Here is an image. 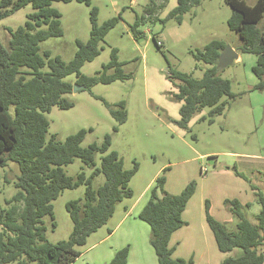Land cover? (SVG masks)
Wrapping results in <instances>:
<instances>
[{
  "label": "trees",
  "instance_id": "obj_1",
  "mask_svg": "<svg viewBox=\"0 0 264 264\" xmlns=\"http://www.w3.org/2000/svg\"><path fill=\"white\" fill-rule=\"evenodd\" d=\"M75 1L90 7V0H0V20L8 17L26 5L34 10L27 15L23 26L15 30L8 29L7 46L0 43V168L8 162L16 163L19 176L14 187L18 190L8 201L5 209H0V264H72L80 252L76 247L86 244L87 238L103 227L113 216L116 205L132 197L129 182L138 171L137 163L129 170L123 169V161L114 151L109 152L110 136L106 135L100 145L90 144L86 148L81 143L90 130H79L69 135L62 143L54 137L46 141L49 123L45 113L56 106L69 109L72 104L63 96L70 93L72 85L64 79L75 75V85L89 89L97 83L110 84L123 81L129 76L121 69L117 50L112 49L109 61L101 71L88 77L80 73L87 62L93 61L100 53V43L108 32L115 27L118 17L111 18L101 25L97 24V9H90V33L86 42L76 41L77 50L73 58L63 62L59 57H51L49 51L39 54V44L52 37H61L60 14L51 8L53 2L69 3ZM230 7L231 15L227 27L238 35L240 54H253L256 64L252 72L258 83L254 90L264 89V29H259L264 13V0H256L248 5L245 0H224ZM201 0H177V5L165 18H151L153 9H147L143 16L136 17L130 26L136 40L144 34L140 25L160 23L170 19L181 24L183 15L199 6ZM45 27V29H42ZM160 47L161 44L157 43ZM227 45L212 40L201 50L192 51L193 59L209 67L203 71L200 79L177 71H170L168 78L177 82V93L173 100L180 103L179 120L176 122L186 129L191 117L203 108H210L209 122L221 115L227 102L223 98L233 99L231 84L218 76L217 59ZM44 67L48 71L43 72ZM109 70L113 73L107 75ZM97 98V97H96ZM100 99L107 108L116 126L126 121L124 102H119L117 110ZM12 109V111H11ZM204 119V118H202ZM101 154L100 167L92 170L86 177L80 172L76 179L68 177L63 167L79 159L83 165L94 167V155ZM165 170V169H164ZM235 176L247 181V177L235 167ZM102 175L104 183L93 189L92 180ZM166 178L158 176L149 190V199L138 213L137 218L150 229L149 244L155 254L157 264H192V259L173 258V249L169 247L172 234L183 227L181 215L196 188L194 181L189 182L178 195H170L165 189ZM85 186L83 200L69 201L65 209L72 222V230L66 241L51 244L46 240L45 216H53L52 202L63 190ZM254 190L260 211L255 215V224H251L243 213L250 204L242 205L236 199H226L223 204L237 220L234 230H228L224 223L215 220L209 213V203L205 202V221L212 232L216 247L222 254L233 249L241 250V255L225 257L220 264H263L264 261V194ZM52 227L55 223L52 222ZM128 248L117 251L107 264H126Z\"/></svg>",
  "mask_w": 264,
  "mask_h": 264
},
{
  "label": "rangeland",
  "instance_id": "obj_2",
  "mask_svg": "<svg viewBox=\"0 0 264 264\" xmlns=\"http://www.w3.org/2000/svg\"><path fill=\"white\" fill-rule=\"evenodd\" d=\"M90 1V7L75 1L51 4V8L60 14L63 33L61 37H52L41 42L39 54L49 51L52 58L57 56L68 63L77 50L76 41L84 43L89 38L90 9L95 7L98 25L111 18H119L115 27L100 43L99 55L93 61L85 63L80 73L88 77L94 76L109 61L111 50L116 49L118 61L123 63L121 69L129 78L110 84L97 83L89 89H78L76 86L78 90H74L75 75L67 76L64 81L72 85V90L63 98L72 107L64 110L54 106L50 112L45 113L49 123L46 141L54 137L56 142L62 143L67 136L79 130H90L86 132L81 143V147L86 148L90 144L100 145L104 137L109 135V152L118 154L123 161V169L129 170L134 162L137 163L138 171L129 182V188L135 191L133 198L139 196L156 174L157 177L164 175L168 185L177 189L176 192L194 181L196 188L190 202L191 212L188 210L189 216L192 215L194 220L203 209L204 202L208 201L210 215L224 223L228 230H234L237 220L223 202L226 199L239 198L243 203H250V207L244 208L243 213L251 224H255V215L260 211V205L256 202L250 186L258 187L263 194L264 189L259 186L258 175L255 181L246 176L248 183L237 179L232 168L246 173L251 165L247 157L264 160V89L254 90L258 83L252 72V67L256 64L255 55L236 51L241 46V41L227 27V20L231 15L230 7L224 0H201L199 6L183 15L181 24L170 19L163 26L159 22L140 25L139 30L144 35L136 40L130 28L136 17L146 13L149 15L147 9L150 7L153 9L151 18L163 19L177 5V0ZM255 1L245 0L248 5ZM33 12L32 7L26 5L0 20V43L4 47L9 39L8 29L15 30L23 26L27 15ZM257 27L264 29V13ZM212 40L224 42L239 55L238 61L218 72V76L230 82L234 98L222 99L227 102L226 107L211 123L210 108H203L191 117L184 129L176 123L180 118V103L172 98L177 93L178 83L169 79L168 75L170 71H177L200 79L209 66L196 62L191 52L201 50ZM158 42L160 47L157 46ZM42 71L46 72L48 68L44 67ZM112 73L113 70H109L107 75ZM96 97L103 99L116 110V105L124 102L127 119L118 126L116 132L112 130L116 126L115 120L103 102ZM102 156L94 155V167L89 168L79 159H74L63 170L73 179L81 171L88 177L93 169L100 167ZM18 176L16 163L8 162L5 167L0 168V209L7 208L5 202L18 191L14 187ZM104 180L102 175L95 177L92 188L97 189ZM84 192V185L76 189H66L52 202L54 219L48 216L42 219L49 243L55 244L68 239L72 222L65 205L69 201L83 200ZM237 193L241 195L235 197L234 194ZM118 213L119 210L111 220L87 238L84 246L76 247L77 250L84 251L106 234L107 229L114 225ZM52 222L55 223L54 228ZM195 229L198 238L177 247L176 256L187 258L188 247L191 245L196 252L204 245H215L212 235L207 239L197 227ZM206 229L209 233L208 228ZM112 241L109 240L101 247ZM213 247L216 249V246ZM241 253L240 249L235 248L228 254L219 252V256L236 258ZM86 261L87 256L72 264H87Z\"/></svg>",
  "mask_w": 264,
  "mask_h": 264
},
{
  "label": "crops",
  "instance_id": "obj_3",
  "mask_svg": "<svg viewBox=\"0 0 264 264\" xmlns=\"http://www.w3.org/2000/svg\"><path fill=\"white\" fill-rule=\"evenodd\" d=\"M238 60H239V55L236 61ZM246 159L251 161L249 163L251 165L247 168L248 172L245 173L240 170L238 171L244 174L245 176H247L248 178L251 177L252 179H254V181L256 179V175H258L259 186L261 189H264L263 158L247 157ZM156 177L157 174L153 178V180ZM236 178L239 180H243L237 176ZM153 180L150 181V183L145 186V188L140 192L137 198H133L135 196L134 193L135 191L131 189L132 197L119 202L118 205H116L115 207L113 216L109 219L111 220L115 216L117 210H119L118 217L116 218L114 225L111 228L107 229L106 234H104L97 241L92 243L84 251H79L80 256L75 260L76 262L80 258L87 256L88 257V261H86L87 264H98V263L107 264L111 261V259L114 257L117 251L127 247L129 252H128L126 264H157L155 254L149 244V235H150V229H148L149 226H146L144 222L137 219L138 213L144 207V205L147 203L149 199V190L154 183ZM236 181L238 182V180ZM164 189L170 195H178L183 189V187L180 188L179 192H176L177 189L170 187L168 185V181L166 180ZM255 189L259 191L258 187H255ZM252 191L254 194L255 191L254 190ZM234 195L235 197H238L236 195H241V194L237 193ZM192 197L187 202V205L181 215V218L185 222V225L180 229H178L177 231H175L170 238L169 247L173 249L172 256L173 258L176 259L177 258L183 260L192 259L193 262L192 264H196L197 262H199L200 264L202 263L220 264V262L225 257H223L224 255L219 256V251L217 247L216 249H214L213 246H216V244L213 246L210 244L204 245L203 248L198 252H196L194 250L193 245H191L190 247H188L187 258L176 256L177 247H181L184 243L193 242V240H196L198 238V234L196 233V229H195L196 227L199 230V232L202 234V236L207 237V239H210L211 238L210 235H212V232L210 231L205 221V202L203 209L199 211V213L197 214V218L195 220L192 218V215L189 216L188 210L191 212L190 202L192 200ZM236 200H238L242 205L249 203V202L243 203L239 198H237ZM206 228H208L209 233ZM109 240L110 241L113 240L112 243L108 244L107 246L101 247L103 244L108 243Z\"/></svg>",
  "mask_w": 264,
  "mask_h": 264
},
{
  "label": "water",
  "instance_id": "obj_4",
  "mask_svg": "<svg viewBox=\"0 0 264 264\" xmlns=\"http://www.w3.org/2000/svg\"><path fill=\"white\" fill-rule=\"evenodd\" d=\"M238 59V53L231 47L226 46L220 53L217 59V69H224L230 65L233 64L234 61ZM82 89V87L76 88V85L74 86V90Z\"/></svg>",
  "mask_w": 264,
  "mask_h": 264
},
{
  "label": "built area",
  "instance_id": "obj_5",
  "mask_svg": "<svg viewBox=\"0 0 264 264\" xmlns=\"http://www.w3.org/2000/svg\"><path fill=\"white\" fill-rule=\"evenodd\" d=\"M160 44V43H159Z\"/></svg>",
  "mask_w": 264,
  "mask_h": 264
}]
</instances>
